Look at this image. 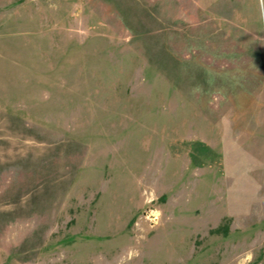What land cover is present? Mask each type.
<instances>
[{"label": "rangeland", "instance_id": "374dc122", "mask_svg": "<svg viewBox=\"0 0 264 264\" xmlns=\"http://www.w3.org/2000/svg\"><path fill=\"white\" fill-rule=\"evenodd\" d=\"M0 264H264V0H0Z\"/></svg>", "mask_w": 264, "mask_h": 264}]
</instances>
